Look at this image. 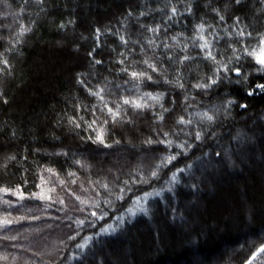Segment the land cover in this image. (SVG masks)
Returning a JSON list of instances; mask_svg holds the SVG:
<instances>
[{"label":"trees","instance_id":"obj_1","mask_svg":"<svg viewBox=\"0 0 264 264\" xmlns=\"http://www.w3.org/2000/svg\"><path fill=\"white\" fill-rule=\"evenodd\" d=\"M261 48L264 0H0V264H247Z\"/></svg>","mask_w":264,"mask_h":264},{"label":"snow or ice","instance_id":"obj_2","mask_svg":"<svg viewBox=\"0 0 264 264\" xmlns=\"http://www.w3.org/2000/svg\"><path fill=\"white\" fill-rule=\"evenodd\" d=\"M237 2H239V0H237ZM202 30V29H201ZM204 47H207V44L204 45ZM255 59L257 61L258 64H260L262 67H264V48H261L260 51H259V54H255ZM99 61H97L98 63ZM137 73H132V76L134 78L137 77ZM261 87H264V86H261ZM94 95H96V93H94ZM155 99V98H154ZM6 102V101H5ZM125 104H128L130 103V101H127L125 100L124 101ZM136 107H141V105L137 104ZM113 115L115 116V113H113ZM97 140L100 142V143H103V136L102 135H99L97 137ZM174 158V157H173ZM173 179H175V176L173 177ZM131 211V210H130ZM134 214V213H133ZM4 223H7V221H5ZM105 231L107 232V229H105ZM261 254H264V247H260L259 250H258V253L256 255H254L252 257L251 260H249L247 262V264H252V260H255L257 258V256L261 255ZM262 259H264V256L261 257Z\"/></svg>","mask_w":264,"mask_h":264},{"label":"rangeland","instance_id":"obj_3","mask_svg":"<svg viewBox=\"0 0 264 264\" xmlns=\"http://www.w3.org/2000/svg\"><path fill=\"white\" fill-rule=\"evenodd\" d=\"M143 198H145V197H143ZM141 200H143V199H141ZM137 203H138L137 205H141V202L138 201ZM130 210H128V212L125 215H121V216L117 217V220H116V222L114 224L106 225V227H104L102 229V233H110V232H113L115 230V229H113V225L114 226H117V224H120V223L124 222L128 218H132V216H134V214L138 212L139 206L137 208H135V209H130ZM105 229H107V232L105 231Z\"/></svg>","mask_w":264,"mask_h":264}]
</instances>
